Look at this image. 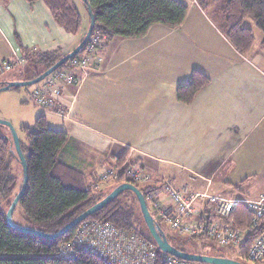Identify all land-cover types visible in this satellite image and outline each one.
<instances>
[{
  "label": "crops",
  "instance_id": "0c3cea01",
  "mask_svg": "<svg viewBox=\"0 0 264 264\" xmlns=\"http://www.w3.org/2000/svg\"><path fill=\"white\" fill-rule=\"evenodd\" d=\"M184 2L180 25L155 23L139 37L104 39L96 51L100 60L72 69L79 82L65 84L50 108L72 139L66 161L91 182L86 164L114 170L115 159L126 153L123 165L159 186L164 180L222 196V189L239 191L258 179L263 192L264 34L242 54L221 22L196 0ZM48 15L40 1L0 0V67L22 57L16 34L36 50L75 48L68 34L45 30ZM50 29L59 34L56 40ZM39 32L48 39L40 41L43 48L29 43ZM194 69L209 81L182 103L177 87Z\"/></svg>",
  "mask_w": 264,
  "mask_h": 264
},
{
  "label": "trees",
  "instance_id": "16d2710c",
  "mask_svg": "<svg viewBox=\"0 0 264 264\" xmlns=\"http://www.w3.org/2000/svg\"><path fill=\"white\" fill-rule=\"evenodd\" d=\"M25 1L29 5L40 1L59 30L68 34L70 38L80 33L75 47L82 40L89 26L90 18L87 7L91 9L94 15V26L90 37L98 36L100 41L114 37H139L145 34L148 28L155 23L172 27L178 26L185 19L188 9L184 0H85V2L77 0L83 7V17L74 0ZM196 1L207 12L208 8L213 5L211 0ZM223 1H225L224 4L218 5L215 10L222 16L224 36L238 52L247 54L255 41V35H253L251 27L249 28L243 22L246 18H251L261 34H264V0ZM209 14L212 16L211 13ZM83 18L86 19L84 28H82ZM16 37L18 41H21L17 34ZM18 43H20L22 63L13 66V68L17 70L29 63L35 68L38 67L39 71L36 74H29L27 78L10 80L33 79L74 49L65 51L60 46H55L36 50L24 46L21 42ZM83 49L84 47L80 51ZM69 59L57 69L67 68ZM192 72L190 80L178 85L176 90L177 99L182 103L191 102L195 97L194 95L209 81V78L202 72L196 69ZM10 80L0 79V86ZM19 130L27 140V143L24 144L19 139L20 148L27 165V185L13 213L19 208L24 218L32 224L30 227L27 226L28 228H34L45 233H54L123 182L135 185L142 192L147 207L149 202L146 199V194L158 188L157 184L141 185L130 176L128 173L130 163L123 165L126 153L115 159L118 177L113 180L114 185L109 190H104L103 184L99 188H90L97 176L91 174L93 181L90 182L88 176H85L84 173L66 161L72 147V139L67 131L48 127L44 113L36 116L32 126L22 125ZM14 165L19 169L15 168ZM18 176H20L19 184ZM22 176V166L10 134H0V264H107L97 254L83 249H75L72 255L68 257L60 254L61 246L72 240L80 222L53 239L19 231L7 222L6 211L20 189ZM234 188L238 189L239 187L234 186ZM149 211L155 222L161 227L160 223L163 220L160 217H155L157 213L154 210L151 212L149 209ZM235 211L236 223L241 226L245 225L250 217V211L241 203L237 204ZM85 219L108 222L129 234L148 239L155 246V264H166L165 256H173L158 249L143 220L137 197L129 189L119 193L110 202ZM162 230L167 241L173 247L189 252L181 242H178L176 232L173 231L168 234L163 228ZM203 237L212 240L202 234L200 236L192 235L190 238L200 239ZM250 239L248 236L245 242L237 247L241 257L238 261L244 264L247 262L244 254ZM207 255L227 257L222 254ZM249 264H264V261Z\"/></svg>",
  "mask_w": 264,
  "mask_h": 264
},
{
  "label": "built area",
  "instance_id": "2783aa9c",
  "mask_svg": "<svg viewBox=\"0 0 264 264\" xmlns=\"http://www.w3.org/2000/svg\"><path fill=\"white\" fill-rule=\"evenodd\" d=\"M99 44V37L91 36L84 49L69 59L67 68L54 70L41 86L33 89L34 101L43 108H51L65 84L79 82L80 78L72 73V69H87L96 59H101L96 56ZM21 63V56L13 62L8 60L1 65L0 73ZM117 171L118 169L105 171L90 188H99L108 180L117 179ZM128 173L141 185L154 182L135 170H129ZM146 199L157 216L179 235L202 234L220 245L235 248L250 236L244 254L246 261H264V191L256 199H233L207 192L193 193L186 185L175 188L162 181V185H158L156 190L146 194ZM239 203L250 211V217L243 226L236 223L234 218L235 208ZM77 248L97 254L107 264H155L156 260L155 246L148 239L129 234L111 223L91 219H84L79 223L72 240L61 246L60 254L71 256ZM164 261L166 264H202L167 255Z\"/></svg>",
  "mask_w": 264,
  "mask_h": 264
},
{
  "label": "rangeland",
  "instance_id": "374dc122",
  "mask_svg": "<svg viewBox=\"0 0 264 264\" xmlns=\"http://www.w3.org/2000/svg\"><path fill=\"white\" fill-rule=\"evenodd\" d=\"M211 1L213 2V5H211L208 8V12L212 14L213 18L217 22L222 23V16L220 13H218L215 10V8H217L218 5H220V6L223 5L225 1H223V0H211ZM214 1H216V3H214ZM74 2L76 3L79 11L81 12V14L84 17V10H83V7H81L80 2L77 0H74ZM44 20H45L44 28L47 32H48L50 27H53L56 30L59 29L58 27H56L53 19L49 15L45 16ZM85 20L86 19L83 18L82 28H84V26H85L84 25ZM243 23L246 26H248L249 28L251 27L252 33L256 37L255 39H258V37L260 35H262L260 30L255 25V23H253L251 18L250 19L246 18ZM54 31H51V29H50L49 34H50V36L54 37L56 40L57 36L59 34H57ZM61 33L64 34L63 32H61ZM49 34H48V37H49ZM34 36H35L34 41H29V43H31L32 46H35L37 48H38V46L43 48L40 45V41H47L48 39L46 38V36L42 37L40 32L37 36L35 34H34ZM79 37H80V33L78 35H75V37H72L70 39V41H77L79 39ZM18 42H20V41H17L18 47L15 44L16 42L14 43V46L16 47V49L20 48V46H19L20 43H18ZM26 42H28V41H26ZM33 42H34V44H33ZM12 43H13V41H12ZM25 44L26 43H24V45ZM45 46H46V44H45ZM38 50H40V48H38ZM11 58H12V56H11ZM1 65H3V64H1ZM17 70H16V68H13L6 73L5 72H3L2 74L0 73V79L1 80L2 79L10 80L13 78H27V76L29 74H33V73L36 74L39 71L38 67L35 68L32 65H30L29 63H26L24 66H21ZM19 72H21V73H19ZM22 80H26V79H22ZM42 83H43V80L36 83V84H32V85H28V86L13 87V88H9V89L0 91V119L1 120H7L13 125V127L16 129L17 134L19 136L18 138L21 141H23L24 144L27 143V140H26L24 134L19 130L20 126H22V125L32 126L36 116L40 113L45 114L48 127L53 128V129H58V130H62V129L64 130V128L61 127L62 126V122H61L62 117L59 116L58 114L53 113L50 110V108L41 107L39 104H37L34 101V99L32 97L33 89L36 86H41ZM0 134H2V135L10 134V131L6 126L0 124ZM82 159H84V158L82 157ZM104 164H106V163H104ZM86 165L88 166V168L84 166L83 167L84 172H87L88 170H90L97 177L101 176L102 173L105 172V171H102L103 170L102 166L99 164L93 165L91 167H90V164H86ZM14 167L19 169L16 165H14ZM19 183H20V176H18V184ZM154 183L160 184L161 181H154V182H150L147 184L153 185ZM103 185H102L103 186L102 188L107 191L112 187V185H114L113 180H108V182L104 183ZM17 187H18V185H17ZM211 190H213V189H211ZM211 190L207 193H209V194L212 193ZM260 192H262V186L260 185L259 180L257 179L255 182L248 183L245 186V188H243L239 191L222 189V191L219 193H220V195H223L227 198L254 199V198H257V196L259 195ZM148 207L151 210V212H153V209H152L150 204H148ZM155 217L157 218L158 216L155 215ZM12 218H13V221L17 223V225H20L23 227L32 226V224L29 223L24 218V216L21 213L19 208H17L16 211L13 213ZM160 225L168 234L174 231V230H171L169 225H167V223H165L164 221H161ZM176 234H177L176 236H177L178 242H181L190 253L196 252L199 254H201V253L206 254L207 253V254H212V255L213 254H222V255H226L229 258H232L233 260H236V259L240 260L241 259L240 255L238 253V250L235 247H232L229 245H220L216 241H214L213 239L209 240V239L204 238V237L200 238V239H193V238H190L191 236H189V235H179L177 232H176ZM249 263L250 262H248V263L246 262V264H249Z\"/></svg>",
  "mask_w": 264,
  "mask_h": 264
},
{
  "label": "water",
  "instance_id": "95a60500",
  "mask_svg": "<svg viewBox=\"0 0 264 264\" xmlns=\"http://www.w3.org/2000/svg\"><path fill=\"white\" fill-rule=\"evenodd\" d=\"M85 2V0H81ZM90 22L88 29L82 38V40L78 43V45L69 53L61 57L59 60H57L53 65H51L48 69L40 73L38 76L34 77L33 79L29 80H10L6 81L3 86H0V91L1 90H6L9 88L13 87H19V86H28L32 84H36L43 80L45 77H47L49 74H51L54 70H56L62 63L67 61L70 57L73 55L77 54L86 44L87 40L89 39L93 26H94V15L89 7H87ZM0 124L6 126L9 131H10V136L12 139V142L14 143L16 153L18 160L22 166V183L20 186L19 191L11 201L7 211H6V219L7 222L14 228L19 231L27 232L30 234H35L37 236L47 238V239H53L56 238L63 233H65L67 230L72 228L73 226L77 225L79 222L87 218L90 214L93 212L97 211L98 209L102 208L104 205H106L108 202H110L115 196H117L119 193L122 191L129 189L134 192V194L137 197L140 212L142 214L143 220L147 226V229L155 241L157 247L159 250L171 254L175 257L188 260V261H195L199 263H206V264H244L238 260H233L228 257H219V256H210L207 254H197V253H190V252H185L178 250L177 248L173 247L166 239V235L162 228L155 222L154 218L152 217L148 207L147 203L145 201V198L142 194V192L133 184L128 183V182H123L117 185L112 191H110L106 196H104L101 200L93 204L92 206L88 207L85 209L83 212H81L78 216H76L71 222H69L66 226L63 228L59 229L58 231L54 233H45L40 230L34 229V228H28V227H23L15 224L12 220V213L13 210L20 198V196L23 194L26 185H27V165H26V160L24 158V155L21 151L20 144H19V138L16 129L13 127V125L7 121V120H1L0 119Z\"/></svg>",
  "mask_w": 264,
  "mask_h": 264
}]
</instances>
